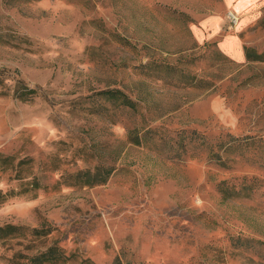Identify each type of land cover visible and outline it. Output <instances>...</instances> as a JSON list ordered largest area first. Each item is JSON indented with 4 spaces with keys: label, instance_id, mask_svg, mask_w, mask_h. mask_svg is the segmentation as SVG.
I'll return each instance as SVG.
<instances>
[{
    "label": "rangeland",
    "instance_id": "1",
    "mask_svg": "<svg viewBox=\"0 0 264 264\" xmlns=\"http://www.w3.org/2000/svg\"><path fill=\"white\" fill-rule=\"evenodd\" d=\"M246 49L264 54V0H0V264H264Z\"/></svg>",
    "mask_w": 264,
    "mask_h": 264
},
{
    "label": "trees",
    "instance_id": "2",
    "mask_svg": "<svg viewBox=\"0 0 264 264\" xmlns=\"http://www.w3.org/2000/svg\"><path fill=\"white\" fill-rule=\"evenodd\" d=\"M245 57L246 60L248 62H263L264 61V54L262 55H257L254 52H252L249 49L245 50ZM104 95H108L109 97H112L115 99V101H119V104L122 105L124 108L128 109L129 111H133L136 112L137 107L139 106V102L138 101H133L129 98H127L122 92L120 91H109V92H104ZM150 133V129L145 130L141 135L140 134H136V135H130L129 137V142L133 145H141L144 142H146L145 137L147 136V134ZM9 158H4V161L6 162V160H8ZM4 162V163H5ZM27 164L24 161H21L19 163L20 166ZM110 171V170H109ZM83 177L80 178V180L78 181V183L82 186H93V185H97V184H102L105 183L107 178L103 177V178H97L98 176L96 174H90L89 172H82L80 173ZM6 199V195L2 194L0 192V206L5 202ZM18 230L17 227H6V228H1L0 227V234H8V232L10 231H16ZM11 234V233H10ZM9 234V235H10ZM244 242H248L250 243L249 240H244ZM257 244V246L260 248L261 246H263L264 244H262L261 242H255ZM249 248V245L247 246ZM252 248V247H251ZM52 253V250H48L44 253L38 254L37 256H35V258L33 259L35 262L38 263H43L45 261H48L49 263H54V258H49L48 255H50ZM48 257V258H47ZM47 259V260H45Z\"/></svg>",
    "mask_w": 264,
    "mask_h": 264
},
{
    "label": "built area",
    "instance_id": "3",
    "mask_svg": "<svg viewBox=\"0 0 264 264\" xmlns=\"http://www.w3.org/2000/svg\"><path fill=\"white\" fill-rule=\"evenodd\" d=\"M229 18H230L232 23L237 24L238 18H237V16L235 14L229 13Z\"/></svg>",
    "mask_w": 264,
    "mask_h": 264
},
{
    "label": "crops",
    "instance_id": "4",
    "mask_svg": "<svg viewBox=\"0 0 264 264\" xmlns=\"http://www.w3.org/2000/svg\"><path fill=\"white\" fill-rule=\"evenodd\" d=\"M210 17V16H209ZM208 18V17H207ZM206 18V19H207ZM221 20H222V18H221ZM220 23H221V21H220ZM219 26H220V24H219ZM241 53H242V59H243V52H242V49H241Z\"/></svg>",
    "mask_w": 264,
    "mask_h": 264
},
{
    "label": "bare ground",
    "instance_id": "5",
    "mask_svg": "<svg viewBox=\"0 0 264 264\" xmlns=\"http://www.w3.org/2000/svg\"><path fill=\"white\" fill-rule=\"evenodd\" d=\"M237 24H238V20H237ZM237 24H236V25H237Z\"/></svg>",
    "mask_w": 264,
    "mask_h": 264
}]
</instances>
